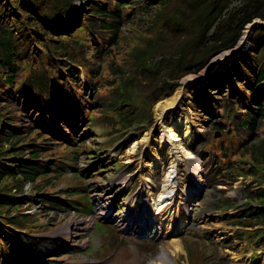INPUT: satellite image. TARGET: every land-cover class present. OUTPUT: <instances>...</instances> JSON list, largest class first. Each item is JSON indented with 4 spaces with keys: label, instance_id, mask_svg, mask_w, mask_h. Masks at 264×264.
Returning <instances> with one entry per match:
<instances>
[{
    "label": "rangeland",
    "instance_id": "obj_1",
    "mask_svg": "<svg viewBox=\"0 0 264 264\" xmlns=\"http://www.w3.org/2000/svg\"><path fill=\"white\" fill-rule=\"evenodd\" d=\"M143 1L145 2L134 8L123 7L116 17L103 15L102 23L103 21L115 23L118 27L116 30H105L99 25H92L94 29L91 30L92 26L89 22L100 20L102 17L101 14L93 18L89 16L94 6L92 0H35L37 6H41L40 9L35 11L34 6L32 10L25 9L24 12L21 9L22 15L15 16L16 20L12 22L14 36L12 46H18V51L24 52L32 48V53L28 57L26 54L20 56L19 52H16L14 59L19 70L15 75V81L21 74L22 77H26L27 85L30 86L31 77L34 75L40 77L44 73L47 77H52V72L47 67L50 64L76 66L79 72L74 70L73 74L78 73L79 79L83 83H88L83 92L89 97L87 101L90 100V109H84L87 103L80 107L82 115L77 119L76 135L88 122L93 124L85 132L89 134L75 137L77 140L69 144L61 136L65 133L61 132V127L72 121V113L66 102L58 97L60 95L51 96L45 89H38L40 85L37 82H34L33 88L15 89L11 86L18 92V102L26 104L29 109L26 112L21 111L16 103L11 102L2 105L0 112L9 110L8 114L13 116L12 122L17 126H21V121L18 119L24 113L29 117L24 119H30L36 129L42 127L40 129L42 133L59 141V144L54 147L55 157H52V160L74 158L65 165V168L71 167L74 170L67 168L69 172L66 171L68 173L59 177L52 175L43 177L56 181L55 186H46L43 191H38L36 187L43 179L40 178L28 184L26 188L24 184L27 183L24 182L20 184L22 187L20 190H12L13 193L22 192L31 198L28 203H22L11 209V212L14 215H26L29 225L41 226L42 224L41 231L31 235L22 231L11 232L7 229L12 235V246L19 238L27 241L37 240L38 237H49L45 243L46 246L53 243L52 248H60L44 257L53 261L50 264H148L149 262L156 264L158 260L155 261V259L161 247L179 239L186 256L184 250L169 253L170 259L177 264H247L258 256L262 259L261 264H264V250L249 245L247 239H239V237L234 239V233L238 236L241 229H237L233 221L223 220L224 215H235L242 207L245 208L241 210L249 212L252 209L259 211L261 205L264 206V201L259 197V192L264 189V120H260L254 129L247 128L241 123L248 119L246 111H243L245 108H241L237 103V101H243L251 109L255 108L253 95L256 97L258 92L251 93L245 87L244 81L235 80L232 77L234 72L229 71L234 68V65H238L240 58H243L244 62L248 61L244 60L247 56H250L249 59L252 61H255V58L260 61L264 60V36L261 48L258 47L257 52L254 50V55H248L250 48L254 49L257 43L252 36L253 33L257 29L264 31L263 20L259 17V13L264 12V0H251L250 2L247 0H207V4H210L208 8L202 4L194 8L191 4L194 0H166L165 4H162L163 0ZM65 2L67 5L75 4L80 11L82 7L78 21L69 17L66 28L60 32L49 31L42 24L40 20L42 15L39 12L54 10ZM117 2L119 0H102L101 7L116 11ZM30 3L33 5V0H30ZM248 3L251 5H247ZM143 4L147 7L146 11L142 10ZM211 7L214 9L209 11ZM201 10H204V13L199 16ZM246 10L248 13L245 12ZM14 11L13 14H17L19 8ZM208 11L209 17L206 16ZM247 17L252 21L249 24H247L249 20L244 21ZM106 18L110 19L106 20ZM213 18L219 20L214 21L206 32L205 23ZM33 19L39 25H30ZM256 20L260 23L251 25ZM243 23V28L247 25L246 28H242V38L238 41L236 36L242 31L240 27ZM39 26L49 35H44ZM15 29L20 32H15ZM218 31L220 35L216 36ZM113 32L117 34L116 41L107 42ZM39 35H42L44 40L42 44H46L48 51L35 43ZM59 36L67 39V42H62ZM98 37L99 40H97ZM214 37L222 38L226 42L234 38L235 50L232 48V51L227 52H235L243 45L247 49L245 48V51L240 49L241 51L229 57L228 60L242 52L241 57L232 62H224L226 59L218 63L213 62L220 57L211 58L217 57L221 51L210 55L207 60L197 59L199 56H205L201 52V42L211 41ZM193 38L200 39L197 45L191 42ZM48 39L52 42H48ZM102 41V46L98 44L101 49L99 51L96 42L101 43ZM60 43L64 46L63 49L53 47ZM53 52L61 54L60 62L49 58ZM163 53L168 57L176 53L186 57V67L192 72L181 73V69L185 67L184 63L174 61L175 58H166L172 62H164ZM66 55L74 58L76 62L70 61ZM24 58H26L25 61H23ZM2 59L0 55V60ZM212 62L216 64L213 66ZM23 68L25 69L21 73ZM3 70L0 64V72ZM91 70L95 71V77L91 81L85 80L86 72ZM241 70L245 72L242 67ZM66 72L60 69L62 79L52 77L53 82H49L44 87L57 89L58 82L64 81L63 76ZM190 76L204 80V82L192 81L193 83L185 84L184 79ZM209 80L213 81L209 82ZM222 81L227 82L223 84ZM0 83L5 82L0 80ZM147 83H150V87ZM209 85H212L213 94L208 91L207 86ZM72 87L75 86L72 85ZM180 87L184 89L181 99L178 98ZM21 89L24 90V94L19 93ZM10 91V93L13 92ZM194 93L203 94L195 99L210 105L209 111L202 108L199 110L191 108L190 103H194L191 97L195 95ZM175 96L173 103L163 107L162 112H159L164 99ZM28 103H34L36 107ZM120 110L128 115V117L124 116L121 121L117 118ZM86 114L95 119L87 121ZM178 120L179 123L175 124ZM31 122L27 121V124ZM169 125L170 127H167ZM187 125L190 131L187 138L181 139L180 135L178 137L182 143L178 141L180 146L189 147V151L195 153L193 157H195L196 164L203 168L200 175L202 174V178L205 177L206 182L208 180L210 187L205 189L201 205L192 215L188 217L187 213L184 218L188 224L184 228L183 236L163 235L162 231L168 229L166 225L154 228L152 235L156 237L155 241H158L157 248L154 242L138 239L136 226L127 228L123 217L129 201L136 193L138 185L142 183L143 178L139 181L140 174L148 177L151 171V176L148 177L151 179L150 188L146 189L156 194L167 173L165 169L167 167L168 171L171 164H175L176 172L168 187L172 188L170 201L166 198L164 203L171 202V212L178 210L180 207L178 202L183 198L181 187L192 188L195 184L194 180L199 176L191 174L195 166L187 168L188 159L184 158L178 145L168 143V138L163 140L165 143H162V128L166 127L172 133L175 129L177 133L179 129L184 130ZM18 134L23 136L25 133L19 131ZM31 137L35 138L36 135L33 134ZM148 137H151L149 149L148 142H146ZM23 143L24 147L12 148L19 151L17 155L21 158H29L31 139L27 138ZM44 143H46L45 140L39 139L36 142L41 146H45ZM147 149L149 153L145 151L144 156L143 151ZM49 152V149H43L41 156H46ZM104 154L106 155L103 159H95ZM157 156L161 158L162 163ZM107 160H109L108 163ZM142 161H144V168L141 167ZM200 161L201 164L198 163ZM151 163L155 166L147 167ZM98 166L100 167L97 170ZM213 166L221 168L216 184L212 183L216 173V169L211 171ZM76 170L82 172L78 177L71 175ZM95 171L97 173L92 176ZM122 179H126V186L122 187L116 195H112L118 187L123 186ZM14 184L17 183L14 182ZM76 191L79 195L70 194ZM42 192H49L45 196L57 200H61L62 195H67L73 202H76L77 206H87L88 210H93L94 213L84 214L76 209L67 210L64 205L42 203L40 196ZM143 192V190L140 191V193ZM121 202L123 206L119 209L116 205ZM105 213H108V218ZM260 216L257 221L246 220L249 224L253 223L251 230H258L257 222L264 224V216ZM3 220L0 217V226L6 229L8 227H4L7 224L3 223ZM95 222L106 226L113 225L115 229L123 225L122 228L127 229L128 237L121 235V239L116 237L115 241L118 245L121 244L115 249L116 245L108 243L103 234L118 232L111 227L103 231L100 225L93 228ZM155 230H157L156 233ZM150 231L151 228L147 229L146 233L149 234ZM168 231L172 232L176 229ZM52 232L55 233L54 236L60 232L64 234L52 238L50 237ZM185 239L188 240L189 245L182 243ZM100 240L103 241L102 246H99ZM231 240L233 242L230 245ZM33 245V248L37 247L35 243ZM84 251L88 254L84 255ZM40 256L39 254V258ZM36 262L40 263L39 260Z\"/></svg>",
    "mask_w": 264,
    "mask_h": 264
},
{
    "label": "trees",
    "instance_id": "obj_2",
    "mask_svg": "<svg viewBox=\"0 0 264 264\" xmlns=\"http://www.w3.org/2000/svg\"><path fill=\"white\" fill-rule=\"evenodd\" d=\"M166 0H163L162 4H165ZM194 0V2H192L191 4L193 5V7H197L200 4H202V6H206V8H208L210 6V4H207V0ZM248 2H250L251 0H247ZM259 1V0H257ZM92 2L94 3V6L91 8V11L89 13V16L96 17L97 15H102V17L100 18V20H94L93 22H89V24L92 25H99L100 28H103L105 30H116L118 27L115 23L109 22V21H103L102 23V18L103 15L104 16H108V17H116L120 14L121 9L123 7H127L130 6L132 8H134V6L136 7L140 5V3H144L145 1L143 0H119V2L116 3V11H110L107 8H103L101 7V2L102 0H92ZM247 5H251V3L247 4ZM33 6L35 9V11H37L38 9H40L41 6H37V4L35 3V0H33V5L30 3V0H0V55L3 57L2 60H0V64L3 66L4 70L0 72V80L4 81L7 84V87L9 86H16L18 83L15 81V75L17 74L18 70H19V66L16 64L15 61V57H16V52L18 51V46L14 47L12 46V43L14 42L13 39V31H12V22H14L16 20V17H19V13L20 11H18L17 14H13L14 9L17 8H21L23 9L22 11L24 12L25 9L27 10H32ZM215 7V5H213ZM142 10L147 9V7L145 6V4H143ZM214 7L210 8L209 11H212L214 9ZM82 11V9H81ZM80 9L78 10L77 6L75 4L72 5H67V2L63 3L62 5L58 6L56 9L54 10H42V11H38L40 13V15H42L40 17V20L42 22V24L44 25V27H46L49 31L52 30H56L57 32L60 30H63L64 28H66L67 25V20L69 17H73V20L78 21V15H80L81 13ZM209 11L206 13V16L209 17L210 13ZM246 13H248V11H245ZM34 13V11H33ZM204 13V10H201L199 13V16H201ZM16 16V17H15ZM259 17L264 20V12L263 13H259ZM110 18H106V20H108ZM218 18H213V20L207 21L205 23V30L207 32V30L209 29L210 25L214 22V21H218ZM249 17L245 18L244 21H248ZM250 21V20H249ZM83 23H85V21H83ZM245 23V22H244ZM244 23L241 25V29L244 26ZM30 25L32 24H36L39 25L38 22L36 20H32L29 23ZM248 24V23H247ZM42 31L43 29L41 28V26H39ZM245 28V27H244ZM243 28V29H244ZM59 29V30H58ZM94 29V26L91 27V30ZM16 30V29H15ZM44 32V31H43ZM241 33V32H240ZM240 33L238 34L237 39L240 35ZM44 35H49L48 32H44ZM220 35L219 31L216 34ZM253 38L257 40V43L254 47V49L250 48V51L248 52V55H254V50H256V52L258 51V47L261 48V45L263 44V36H264V31L262 29H257L254 33H253ZM116 37L117 34L116 32H113L111 38H108L107 42H115L116 41ZM59 39L62 40V42H67V39H63L62 36H59ZM97 40H99V37L97 38ZM206 40V39H204ZM43 38L42 35H39V38H37L35 40V43L38 44V46H40L42 49H45L46 51L49 50V48L46 46V44H42L43 43ZM200 41V39L198 38H193L191 39V42L193 43V45H197L198 42ZM48 42H52L51 39H48ZM217 42H219L220 44H218ZM255 42V41H254ZM103 41L101 43L96 42L97 45V49L99 51H101L100 47L98 46V44H100L101 46ZM201 46H202V50L201 52L203 54H207V56L205 57H201L199 56L197 59H202V60H207L209 58L210 55L212 54H216L224 49H228V48H232L234 45V38H232L229 42L224 41L222 38H212V40H208L207 42H201ZM56 49H63L64 46L60 43L58 45H54L53 46ZM22 49V48H21ZM205 49V50H204ZM204 50V51H203ZM20 56L25 55L26 57L29 56V54L32 53V48L29 49L28 51H18ZM64 53V52H63ZM53 54L55 56H53ZM52 55H49V58L53 61L55 60H60L57 58H60L59 56H61L60 53L58 52H53ZM256 55V54H255ZM62 56H65V54H62ZM68 56V55H66ZM69 57V56H68ZM250 56L245 57L244 60H248L247 62L243 61V58H240L237 62L238 65H234L233 69H230L229 71L234 72V74L232 75V77L236 80V79H240L242 81H244L245 83V87H247L249 89V91L251 93L257 91L258 93L256 94V97L253 95V100H254V105L255 108L251 109V107L247 106L243 101H237V103H239L241 108H245L246 111L245 114L248 116V119L242 121L241 123L243 125H246L247 128L249 129H254L255 126L257 125V123H259L260 120H264V103H262L264 101V60L260 61L257 60L256 58L254 59L255 61H252L251 59H249ZM256 57V56H255ZM162 58L164 62H172V61H168L166 58H172L179 63H184V68L181 69V73L184 72H192L188 67H186V57L176 53V55H171V56H163ZM70 61L72 62H76L74 58H72L71 56L69 57ZM26 58L23 59V61H25ZM261 62H263V64H261ZM72 65V64H71ZM174 65L176 66V63L174 62ZM48 69L52 72V77H56L57 79H62L61 73H60V69L69 72V74L67 75L68 80L70 82H72V84L74 85L79 79L75 78L72 74V71H70L68 69V65L67 64H62L61 66L56 65V64H50L47 66ZM241 67L245 69V72H242ZM24 69H21V72ZM195 72V71H194ZM87 77L86 79L91 81L93 80V78L95 77V71L91 70L86 72ZM72 76V77H71ZM21 77V74H20ZM52 77H47L44 73L39 77L37 75H34L31 77L30 80V84L33 85L34 82H37L41 89L44 86H47L49 84V82H53ZM64 76H63V80H64ZM248 81H246V80ZM212 82V81H210ZM58 83L63 84L64 81H59ZM222 83H226L222 81ZM81 83L78 82V85H80ZM179 83H177L178 85ZM246 84L248 86H246ZM2 86V84H0V87ZM147 86L150 87V83H147ZM211 87L212 85L208 86V91L210 92V94H213L214 92L211 91ZM216 87V86H215ZM16 89V88H15ZM82 89V87L76 88V91L79 92V90ZM216 89V88H215ZM2 92V90L0 89V93ZM7 96L10 98V93L9 91H6ZM83 95H85L84 92H80L79 97L84 100L85 98L83 97ZM245 96V94H243ZM203 96V94L201 95ZM9 98H3L0 96V107L2 105H6L10 102ZM243 98V97H242ZM191 99L194 101V103H190V106L192 109L195 110H199L200 108L204 109V106H208L211 107L210 105H208L207 103L201 102L199 99H195V95H193L191 97ZM15 103V102H14ZM212 103H214V100L212 99ZM18 108L22 111L24 110V108L28 107L26 104L23 103H16ZM28 105H31L33 107H36L34 103H28ZM239 107V108H240ZM77 111V109L75 108V112ZM209 111V110H208ZM9 110L4 111V112H0V118L3 117L4 118V122L2 123V125H0V191H4V192H8L11 191L13 188H20V184L23 183V181H30V182H35L37 179H39L40 177H44L47 175H50V173L52 171H55L57 173V175H59L62 171V169L58 166V165H51V166H44L42 164H40V147L42 146H37L36 144H33L34 146L31 147L30 150V155L31 156V163H20V159L18 161H16L14 167L10 166L9 164H6L4 161H2V159L6 160V158H3L4 156V151L6 150L5 145L9 144L10 146L12 145L13 147H17V144L27 138L34 140L31 137V130L33 129L32 126H30L29 124H27V120L24 118H20L18 119V121H21V126H17L16 124H12V117L11 115L8 114ZM121 114H119V121H121L123 119L124 116H126V114L124 112H120ZM5 120L7 122H5ZM6 128L10 129L9 131L6 130ZM19 131H23L25 134L23 136L19 135ZM73 131H76V128L73 129ZM36 134V133H35ZM40 134V133H39ZM39 138H42V135L39 136ZM46 139V138H45ZM44 139V140H45ZM48 144V143H46ZM49 144H56L54 142H51ZM23 145V144H22ZM49 148H51L52 146H48ZM16 154H18L19 151L14 150ZM205 153V152H203ZM215 171V169H213ZM212 170V171H213ZM221 168L216 169V173H215V178L213 182H216V178L217 175L221 173ZM56 176V174H55ZM6 177V183H1L3 178ZM51 180L50 178H46L45 180L43 179L42 181L39 182V185L36 187L38 190H42L44 189V187L47 186V182ZM17 183V184H14ZM3 185L4 187L2 188ZM22 188V187H21ZM20 188V189H21ZM2 189V190H1ZM19 189V190H20ZM259 194H262V197L264 198V192H259ZM24 201V197H21L20 199H18L15 195H11L8 193H0V211L3 210V212H7L6 214L10 213V209H14L16 208L20 202L22 200ZM260 215L264 216V211H259L258 212ZM258 216V215H257ZM26 215H13L10 216L9 220L18 225L19 227H28V228H35L33 226H30L29 224H27L26 221ZM15 220H18L21 223H17L15 222ZM23 224V225H22ZM25 262V260H24Z\"/></svg>",
    "mask_w": 264,
    "mask_h": 264
},
{
    "label": "bare ground",
    "instance_id": "obj_3",
    "mask_svg": "<svg viewBox=\"0 0 264 264\" xmlns=\"http://www.w3.org/2000/svg\"><path fill=\"white\" fill-rule=\"evenodd\" d=\"M264 21V20H263ZM250 23V22H249ZM248 23V24H249ZM245 28H246V26H245ZM242 38V37H241ZM240 38V39H241ZM240 41V40H239ZM247 46V45H246ZM246 47H244V45H243V47H241L240 49L241 50H244ZM237 50V51H241V50ZM247 49V48H246ZM232 53H235V52H232ZM222 55V54H221ZM227 72V70L225 71V73ZM220 73V72H219ZM215 79V78H214ZM79 81V80H78ZM183 81V80H182ZM192 81H194L195 83H203L204 82V80H201V79H199V78H194V77H192V76H190V77H187V78H185L184 79V82H185V84L187 83H189V82H192ZM213 81V80H212ZM209 82H210V80H209ZM86 85L88 86V83H86ZM179 85V84H178ZM182 85V84H181ZM179 91H180V94H179V99H181V97H182V95H183V93H182V91H184V89L182 88V87H180V89H179ZM199 95H201V94H199ZM176 99V96L175 97H168V98H165L164 99V103L163 104H161L160 105V108H159V112H162V108L163 107H165V106H168V105H170V104H172L173 103V101ZM158 107H159V105H158ZM179 123V120L177 121V122H175V124H178ZM167 127H170V125L169 126H167ZM163 129V132H162V135H163V137H162V143H165V142H163V140L164 139H167L168 138V143H173V144H176V145H178L179 147H180V151H181V153L182 154H184V158H187L188 159V165H187V168H190V167H194L195 165H196V160H194L195 159V157H193L194 155H195V153H193V152H191V151H189L188 149H187V151H186V149L183 147V146H180V142H181V140H180V138L178 137L179 136V134H178V132L176 133V131H175V129H174V133H172L171 132V130L170 129H168V128H166V127H163L162 128ZM181 129H179L178 131H180ZM168 132H169V134H168ZM182 132H183V134H184V137L185 138H187V134H188V132H189V130H188V127L187 126H185L184 127V130H182ZM150 140H151V137H148L147 138V140H146V142H148V149L150 148V145H151V142H150ZM180 142H179V141ZM134 141H136V139H134ZM138 141V140H137ZM136 141V142H137ZM144 142V141H143ZM182 143V142H181ZM183 145V144H182ZM163 146H164V144H163ZM132 147H134V146H132ZM169 148V147H168ZM148 149L147 150H144L143 151V154H144V156H145V154H146V152L148 151ZM135 150V149H134ZM146 151V152H145ZM189 151V152H188ZM130 152V151H129ZM133 153H135V152H133ZM132 153V154H133ZM148 153H149V151H148ZM157 155H158V153H157ZM143 156V157H144ZM159 156V155H158ZM157 156V157H158ZM127 158V157H126ZM158 159L160 160V162L162 163V160H161V158H159L158 157ZM157 159V160H158ZM145 160V159H144ZM164 164V163H163ZM155 166V164L154 163H151V164H149L147 167H149V168H153ZM141 167L142 168H144V161H143V163L141 164ZM170 169H168V171H167V167H166V169H165V171L167 172L166 173V175L164 176V178H163V180L164 179H166L165 181H167V182H171L170 180H171V178L175 175V172H176V167H175V164H171L170 165V167H169ZM196 169H198V165H197V168H194V172L196 171ZM194 172H192L191 174L192 175H196ZM199 173V172H198ZM197 173V174H198ZM201 173V172H200ZM202 175V174H201ZM143 178V179H142ZM147 178L148 177H146V176H144L143 174H140V176H139V181L142 179V183H145V181L147 180ZM150 179H148V181H149ZM169 186L167 185H164L163 186V188H162V191H159L157 194H156V196H155V198H157V200H156V202L154 203L153 202V206H154V208H156V210H161V209H163L164 208V212H168L167 213V215L166 216H168V217H166V219H167V223H162V221H161V219H159L158 220V222H157V226H160V227H164L165 225H166V227L168 228L167 229V232H169L168 230L169 229H171V230H174V229H176V226L177 225H173V223H174V221H175V219L177 218V216H179V219L180 220H183V218L184 217H186V215H187V213H188V211H187V208H182V204L185 202V198H186V193H187V189H184L183 187H181V191H182V194H183V198L178 202V204H180V207L178 208V210H174V211H172L171 212V209H170V207H171V202H165L164 203V200L165 199H162V197L164 196V195H168V194H170L171 193V190H172V188H168ZM161 200H163V201H161ZM168 201H170V199L168 200ZM164 203V204H163ZM136 209H140V207H138V208H136ZM181 209H182V212H181ZM131 212H132V214L134 213V215H136V217L139 219L140 217H139V212H137V211H133V210H131ZM175 215V216H174ZM147 219V218H146ZM160 223V224H159ZM167 232H165V233H167ZM60 233H62V232H60ZM53 249H58V248H53ZM60 249V248H59ZM178 250H182V248H181V244H180V241L179 240H174V241H172V242H170V243H168L167 245H166V247L165 248H161L160 249V252H159V254H158V256H157V260H158V263L157 264H175L171 259H170V257H169V253H174V252H176V251H178ZM41 255V254H40ZM171 256V255H170Z\"/></svg>",
    "mask_w": 264,
    "mask_h": 264
},
{
    "label": "clouds",
    "instance_id": "obj_4",
    "mask_svg": "<svg viewBox=\"0 0 264 264\" xmlns=\"http://www.w3.org/2000/svg\"><path fill=\"white\" fill-rule=\"evenodd\" d=\"M21 10V8H19V11ZM13 12H15V11H13ZM20 15H22V13H21V11H20V13H19V17H20ZM53 54V53H52ZM53 56H55L54 54H53ZM57 59H60V58H57ZM55 62H60V60H55ZM69 74V72H66V74L64 75V78H65V82L63 83V84H61V83H59L58 84V88L57 89H51V88H46L45 90L51 95V96H55V95H60V96H58V97H61V100L63 101V102H66V105H67V107H68V109L71 111V113H79L80 112V107L81 106H83V103H85V102H87V99H89V97L88 96H86V94L85 95H83V97L85 98L84 100H82L80 97H79V94H80V92H83V90H85V88H82V89H80L79 90V92H77L76 91V88H79V86H78V83L76 82L75 84H74V86L75 87H72V82H70L69 80H68V75ZM72 74H73V72H72ZM86 75V74H85ZM73 76L75 77V78H77V79H79V77H78V73H76V74H73ZM72 77V76H71ZM86 79V78H85ZM87 80V79H86ZM90 83V82H89ZM84 85H85V83H83ZM28 87H31V86H28L27 85V87L26 88H28ZM38 89H40L41 87H37ZM43 88V87H42ZM60 93V94H59ZM85 93V92H84ZM89 102H90V100H89ZM24 104V103H23ZM36 106V105H35ZM86 106H84V108H85ZM75 108L77 109V111L75 112ZM27 109H29V107H26V108H24V110H22V111H24V112H26V110ZM24 113H22V115H23ZM21 115V116H22ZM20 116V117H21ZM25 118H29L28 116H26L25 115ZM27 121H29L30 119H26ZM48 140H52L50 137L48 138ZM52 149H53V146L51 147V148H49V150H50V152L52 151Z\"/></svg>",
    "mask_w": 264,
    "mask_h": 264
},
{
    "label": "water",
    "instance_id": "obj_5",
    "mask_svg": "<svg viewBox=\"0 0 264 264\" xmlns=\"http://www.w3.org/2000/svg\"><path fill=\"white\" fill-rule=\"evenodd\" d=\"M254 23H260V21H259V20H256V21H254L251 25H253ZM262 23L264 24V22H262ZM241 37H242V36H241ZM241 37H240V38H241ZM238 41H239V40H238ZM233 50H235V48H234ZM227 51H229V50L223 51L222 54H224V56H222L221 54H219V55H217V57H214L213 59H216V58H218V57H220V58L214 60L213 62H216V61H222L223 59L228 60L229 57H231L232 55H234V54L237 53V51H235V53L227 52ZM231 51H232V50H231ZM220 55H221L222 57H221Z\"/></svg>",
    "mask_w": 264,
    "mask_h": 264
}]
</instances>
